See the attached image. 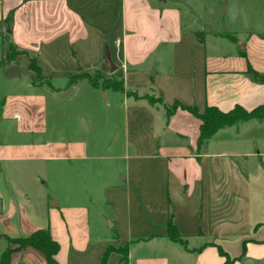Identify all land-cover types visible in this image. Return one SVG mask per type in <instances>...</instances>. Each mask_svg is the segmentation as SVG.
I'll list each match as a JSON object with an SVG mask.
<instances>
[{"label": "crops", "instance_id": "obj_1", "mask_svg": "<svg viewBox=\"0 0 264 264\" xmlns=\"http://www.w3.org/2000/svg\"><path fill=\"white\" fill-rule=\"evenodd\" d=\"M262 36L264 0H0V255L47 264L5 239L47 231L57 264H264V120L199 149L164 108L264 105Z\"/></svg>", "mask_w": 264, "mask_h": 264}, {"label": "trees", "instance_id": "obj_2", "mask_svg": "<svg viewBox=\"0 0 264 264\" xmlns=\"http://www.w3.org/2000/svg\"><path fill=\"white\" fill-rule=\"evenodd\" d=\"M196 38L202 42L203 41V33L196 32L195 33ZM264 38V36H262ZM15 55V52L13 49H10V59H13ZM31 68L35 70L36 73L39 74V71L37 68H35L34 62L31 63ZM253 77L255 80L264 82V76H259L256 72H252ZM38 80H40L39 75L37 76ZM81 78H87L90 82V84L94 88H103L105 90L111 89L113 91L117 92H125V89L123 87V84L121 81L116 80L115 78L110 79H103L101 75H97L94 77H88L86 75H77L69 78V82L67 86H71L75 81ZM99 80H101V84H99ZM127 96L133 97L134 99H147L148 103L150 105L155 104H162L161 100L155 99L152 97H138L135 93L132 92H126ZM166 115L170 116L172 113L175 112L176 109L180 108L182 110H187L188 112L195 115L199 121V136L197 139V147L200 149L205 145V143L211 139L219 130L224 129L226 127L234 126L238 123L242 122H250V121H257L262 122L264 120V105L259 106L251 111H246L240 106H236L229 112H221L215 107L207 106L202 114H199L195 108L185 106L180 103H175L171 107L164 106ZM168 229V237L169 239L177 244H180L185 247L186 242L185 240L177 233L176 228L172 225L171 221L169 220L167 224ZM8 242L14 243L18 245V249L24 248V247H32L34 249L39 250L43 255L45 256L46 263L47 264H57L55 255L59 249V246L56 242H54L47 231H38L34 234L17 239V240H9L5 238ZM202 249H194L192 251H200ZM219 255L225 258V264H233V259H230V257L222 251L220 247H217ZM114 249L112 247H107L103 257L101 264H108L107 263V255L109 252L113 251ZM120 255L121 259L119 261V264H126L128 262V246H124L123 248H119L116 250ZM12 252V249H7L6 251L2 252L0 255V264H9V255Z\"/></svg>", "mask_w": 264, "mask_h": 264}, {"label": "water", "instance_id": "obj_3", "mask_svg": "<svg viewBox=\"0 0 264 264\" xmlns=\"http://www.w3.org/2000/svg\"><path fill=\"white\" fill-rule=\"evenodd\" d=\"M106 64L109 68L110 71H114L115 70V66L111 63L110 58H109V52H106Z\"/></svg>", "mask_w": 264, "mask_h": 264}, {"label": "rangeland", "instance_id": "obj_4", "mask_svg": "<svg viewBox=\"0 0 264 264\" xmlns=\"http://www.w3.org/2000/svg\"><path fill=\"white\" fill-rule=\"evenodd\" d=\"M102 77H103V76H102ZM103 79H110V78H105V77H103ZM101 82H102V81H101V80H99V84H101Z\"/></svg>", "mask_w": 264, "mask_h": 264}]
</instances>
